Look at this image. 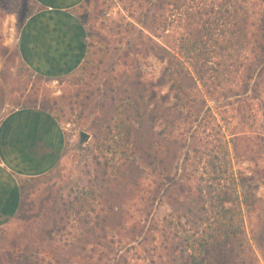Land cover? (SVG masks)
<instances>
[{
	"label": "rangeland",
	"instance_id": "obj_1",
	"mask_svg": "<svg viewBox=\"0 0 264 264\" xmlns=\"http://www.w3.org/2000/svg\"><path fill=\"white\" fill-rule=\"evenodd\" d=\"M144 1L83 0L73 13L84 28L87 49L89 46L86 57L72 74L44 78L21 62L16 48L20 28L27 14L37 10V4L33 0H0V121L7 113L32 108L37 102L38 108L45 105L57 109L54 114L61 118L60 124L67 135L66 151L59 164L39 180L22 181L19 211L0 227V254L13 251L14 246L26 252L44 247L40 257L48 264H180L172 261L180 254L192 219L183 218L178 227L175 219L183 215L182 210L173 209L163 198L152 206L159 179L125 153L130 147H124L121 138H125L128 128L138 129V124L125 121L124 109L117 110V105L125 103L117 100L124 97L126 90H145L146 102L153 94L156 96L150 108H171L166 119L159 120L154 128L143 127L135 138L152 149L163 147L165 150L167 144L172 154L177 149L172 139L183 132L179 113L187 112L181 107L189 105H177L175 92L169 90L171 82L160 85L166 63L151 52L154 43L150 39L159 44L169 43L174 52L182 53V60L186 62L191 61L187 57L193 54L186 52L189 47L185 46L198 40L196 31L200 30L204 37L199 44H206L200 59L208 60L209 67L218 66L219 70L222 66L234 65L238 19L229 17L238 8V0H182L178 11L169 9L166 14L167 19L175 18L176 22L166 28L160 40L144 26L150 16ZM199 8L215 11L210 16L194 15L203 13ZM184 67L189 71L185 75V87L191 86L190 95L201 101L205 88L194 77L189 63ZM215 75L214 71L210 72L209 84ZM224 76L222 87L232 86L235 90L236 75ZM205 98L207 105L202 111L203 115L207 113L208 123L202 124L195 139L189 140L193 152L189 161L191 178L185 182L193 190L206 189V184L214 179L223 184L221 179L232 171L233 163L235 171L248 176L254 174L260 180L264 161L259 159V145H264V141L260 142L257 136L264 133V104L255 115L257 127L252 129L248 126L251 124H241L238 116L234 119L235 105H227L223 98ZM192 107L196 115L203 105L195 103ZM83 133L89 139L82 143ZM93 159L102 165L108 163L107 176L96 182L85 167ZM210 163L221 170V176H214ZM176 164L170 165V172H174ZM77 186L87 194L84 196L88 199L87 210L92 220L95 222L97 215L105 218L101 229H89L93 225L80 228L83 216L77 217L79 220L74 217L71 218L74 228L64 233L61 242L43 244L42 231L50 224L51 216L68 191ZM256 193L257 209L245 214V224L253 248L251 259L254 264H264V185ZM149 227L153 230L148 235ZM65 241L74 245L66 247Z\"/></svg>",
	"mask_w": 264,
	"mask_h": 264
},
{
	"label": "trees",
	"instance_id": "obj_2",
	"mask_svg": "<svg viewBox=\"0 0 264 264\" xmlns=\"http://www.w3.org/2000/svg\"><path fill=\"white\" fill-rule=\"evenodd\" d=\"M33 1L36 3L35 0ZM144 2L148 8L147 16L150 15L148 17L149 20L146 21L147 23H144V26L146 30L148 29L149 34L160 40L162 38L161 34L167 30L166 28L173 24V22H176L175 18L172 20L167 19L166 14L171 9L172 11H178L182 5V0H145ZM225 8L228 12L227 4ZM198 10H202L203 13L196 12L194 15L198 14L201 17L210 16L215 11L214 8H199ZM234 12L229 18L238 19L236 61H233L234 65H228L226 67H221L219 64L222 70H219L218 66L217 68L209 67L211 62L206 59H200V52L203 48H206V44H201L202 47L199 44L201 42L200 40L204 37V34L200 30L196 31L198 40L196 39L190 45L187 44L185 46V48L189 47L186 52L193 54L191 57H187L191 61L186 62L181 57L182 53L179 51V53L174 52L169 43L164 45L161 42L159 44L150 39L154 43L150 49L151 52L159 61L166 63V67L159 80L160 85L165 86L171 82L172 84L169 90L175 92L174 99L177 105H189H182L184 107H181L182 109L185 108L187 112L183 113L181 111L182 113H179L181 118L179 121L181 124L180 127L183 132L177 138L172 139L174 140V146H177V149L172 154L170 153L171 146L167 144H165L166 146L164 145L165 150L163 147L152 149L151 147H145L140 139L135 138L136 134L143 127L154 128L159 120L166 119L167 110H171V108H167L166 110H160L158 106L150 108L156 96L153 94L146 102L145 90H126L123 92L124 97L117 100L121 104H126L117 105L119 107L117 110L124 109L122 115L127 118L125 121L130 120L133 124H138V129L134 127L128 128L125 138H121L123 139L121 143L124 147H130L125 150V153L129 154L128 156L129 158H133L132 160L139 161V165L149 169L159 179L152 206L156 200H162L163 198L164 200L167 199V203L173 209L177 208L182 210L183 215L181 217L178 216L176 219H172L173 222L174 219L178 221V227L181 226L180 224L183 218L187 217V220L192 219V221H189V230L185 231L186 235H184L182 241L180 254L178 258H173V263L254 264V261L251 259L253 248L247 236L245 214L247 212H254L257 209L259 198L256 191L261 184L264 185V170L261 171L260 180H257L254 174L248 176L240 171H235L236 169L233 163L232 171L229 170L225 177L221 179L223 184H221L219 179H214L213 182L206 184V189L193 190L185 182L191 178L189 161L193 152L192 144L189 143V140L192 141L195 139L196 133H198L201 125L208 123L206 120L207 113L203 115L202 111L205 107L204 105H207L205 97L215 100L223 98L227 101V105H235L234 119L238 116L241 124H251L248 126L252 129L257 127V118L255 115L260 111L261 105L264 104V0H238V8ZM33 13L30 11L25 19L30 18ZM190 17L191 19L193 18L192 16ZM195 19L196 17L193 20ZM232 34L235 35L236 33ZM224 49L226 50L227 47H224ZM21 62L25 65L22 60ZM186 63H189L194 77L205 88L206 94L201 96V101L193 99L192 95H190L188 88H191V86H188V88L185 87L187 81L185 75L189 72L184 67ZM213 71L216 75L212 83L209 84L207 81L210 78L208 79V77H210V72ZM235 75V90L232 86L230 88L222 87L223 76L231 77ZM216 95L218 97H215ZM195 103L203 105L196 115L192 113L194 109L192 104L195 105ZM34 104L36 106L32 108H38L37 102ZM39 107L53 115L60 123L61 118L54 114L55 110H57L56 108H53V106L46 108L45 105ZM108 131L110 133L112 132L111 125H109ZM257 137L260 142L264 141V133L258 134ZM259 147V159L263 162L264 145L260 143ZM95 159L85 167L89 177H94L96 182L107 176L108 163L106 162L105 165H102L98 159L96 161ZM171 161L177 162L173 170L174 172H170L168 169L173 163ZM209 168L214 171V176L219 177L222 175L221 170H217L214 163H210ZM122 173L126 175L124 170ZM257 175H260V172H257ZM40 178L42 177L32 178L30 180H39ZM25 180L28 179L19 181L21 193V183ZM217 181H219L218 184ZM91 193L94 194V192ZM84 195L87 194L82 192L78 186L76 189L72 187L68 191L60 207L51 216L50 224H47L42 231L43 244L48 243L53 245L61 242L64 233L74 228L71 225L74 217L77 219V217L83 216L80 219V228H89L90 225H93L94 227L89 229H101V223L105 221V218L101 219V215H97L96 221L94 222L92 220V216L87 210L89 207L88 199ZM152 230L153 227L148 228V235ZM63 244L66 247H72L74 245L70 241H65ZM11 248H13V251L7 250L0 254V264H48L40 257V252L44 251V247H41L44 249L38 247L35 251L31 252L22 250V247L15 248L14 246Z\"/></svg>",
	"mask_w": 264,
	"mask_h": 264
},
{
	"label": "crops",
	"instance_id": "obj_3",
	"mask_svg": "<svg viewBox=\"0 0 264 264\" xmlns=\"http://www.w3.org/2000/svg\"><path fill=\"white\" fill-rule=\"evenodd\" d=\"M37 10L20 28L17 50L35 74L59 78L75 72L87 54L84 28L73 10L83 0H35ZM40 108H18L0 121V227L21 205L19 181L43 177L62 160L67 137Z\"/></svg>",
	"mask_w": 264,
	"mask_h": 264
},
{
	"label": "water",
	"instance_id": "obj_4",
	"mask_svg": "<svg viewBox=\"0 0 264 264\" xmlns=\"http://www.w3.org/2000/svg\"><path fill=\"white\" fill-rule=\"evenodd\" d=\"M88 137H89V135L83 133L80 138L82 139V141H85V140L89 139Z\"/></svg>",
	"mask_w": 264,
	"mask_h": 264
}]
</instances>
